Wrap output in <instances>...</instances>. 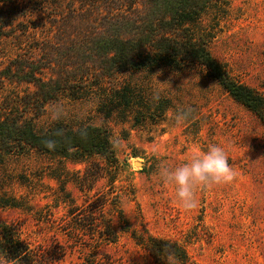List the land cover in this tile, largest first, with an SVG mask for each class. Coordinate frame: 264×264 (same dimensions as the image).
I'll return each mask as SVG.
<instances>
[{"label":"rangeland","instance_id":"rangeland-1","mask_svg":"<svg viewBox=\"0 0 264 264\" xmlns=\"http://www.w3.org/2000/svg\"><path fill=\"white\" fill-rule=\"evenodd\" d=\"M34 1L19 0L17 5L4 7L3 12H12L13 19L0 37V102L7 94H21L32 88L9 83L2 77L3 68L17 54L29 56L31 46L41 40H57L61 33L57 26L65 20L60 14L72 8L76 11L77 6L72 0H57L59 9L50 5L55 0ZM224 10L218 18L213 13L204 17L205 26L212 33L210 52L235 79L264 93V0H228ZM34 56H38L37 50ZM116 81L142 85L169 97L173 109L160 123L137 127L130 122L105 119L97 111L96 99L62 96L45 104L36 126L46 128L59 120L69 127L90 123L109 130L120 163L115 184L124 190L121 207L132 230H146L151 235L178 241L195 264H264V126L259 118L198 66L127 72ZM186 109L191 111L185 119L173 118ZM212 143L225 149L234 179L206 188L197 186V207L186 210L176 197L174 185L162 180L159 169L161 165L178 166ZM47 161L46 156L35 152L8 160L0 179L9 184L5 185L6 190L12 194L28 196L33 209L26 212L0 208V220L18 224L22 236L36 250L51 252L49 260H56L51 264L91 260L84 249L72 247L59 231L66 210L62 201L54 200L59 182L45 172L40 179L32 175L40 174ZM66 166L74 172L81 171L84 165L67 162ZM24 173L32 181L31 186L20 185L13 178ZM103 185L105 180L101 179L91 193ZM67 188L81 203L80 192L70 184ZM48 203L53 205L51 209ZM120 235L118 242L100 247L94 260L157 264L129 234Z\"/></svg>","mask_w":264,"mask_h":264},{"label":"trees","instance_id":"trees-1","mask_svg":"<svg viewBox=\"0 0 264 264\" xmlns=\"http://www.w3.org/2000/svg\"><path fill=\"white\" fill-rule=\"evenodd\" d=\"M72 2L77 3L76 11L72 8L60 14L65 20L57 26L61 32L57 40L46 38L37 46L31 44L29 56L17 54L1 71L9 83L32 88L21 94H7L0 102V172L5 171L9 159L31 152L48 158L40 174L32 175L40 179L45 172L59 182L54 200L62 201L66 210L58 228L72 247L84 249L91 258L80 264H111L109 260L94 259L100 247L118 242L121 232L129 234L157 264H195L178 241L131 229L121 207L124 190L115 184L120 163L106 127L90 123L69 127L58 120L38 128L36 119L44 113L46 103L64 96L96 99L97 111L105 119L137 127L148 122L158 124L173 109L172 99L142 85L117 83L118 76L163 67L183 70L198 66L264 126V93L235 79L209 49L212 33L204 17L210 13L216 18L222 16L228 0ZM18 3L0 0V37L13 19L12 12H3L4 7ZM50 5L61 7L57 0L50 1ZM34 50L38 51L37 57ZM49 141L53 147L47 146ZM67 162L84 166L81 171L71 172ZM13 178L20 185H32L26 173ZM101 179L105 185L91 193ZM68 184L80 192L81 203L76 202ZM5 185L9 184L1 178L0 208L32 211L28 196H16ZM48 205L50 209L53 206ZM50 256L51 252L33 248L18 224L0 220V264H51L56 260H49Z\"/></svg>","mask_w":264,"mask_h":264},{"label":"clouds","instance_id":"clouds-1","mask_svg":"<svg viewBox=\"0 0 264 264\" xmlns=\"http://www.w3.org/2000/svg\"><path fill=\"white\" fill-rule=\"evenodd\" d=\"M190 111L191 109L181 110L173 118L176 121L185 119ZM46 143L48 147L54 146L51 141ZM159 175L162 180L174 185L181 206L191 210L198 204L195 195L197 186L206 188L214 184L229 183L234 179L235 173L225 149L212 143L202 153L192 154L178 166L161 165Z\"/></svg>","mask_w":264,"mask_h":264},{"label":"water","instance_id":"water-1","mask_svg":"<svg viewBox=\"0 0 264 264\" xmlns=\"http://www.w3.org/2000/svg\"><path fill=\"white\" fill-rule=\"evenodd\" d=\"M135 164H136V165H139L140 163H139V162H136Z\"/></svg>","mask_w":264,"mask_h":264}]
</instances>
